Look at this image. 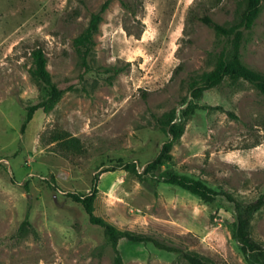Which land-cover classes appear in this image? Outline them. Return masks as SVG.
Returning <instances> with one entry per match:
<instances>
[{
  "label": "rangeland",
  "instance_id": "1",
  "mask_svg": "<svg viewBox=\"0 0 264 264\" xmlns=\"http://www.w3.org/2000/svg\"><path fill=\"white\" fill-rule=\"evenodd\" d=\"M110 1L85 64L76 39ZM126 4L127 6H124ZM247 0H0V264H114L103 228L70 193H89L99 176L95 214L124 231L213 259L248 264L233 238L236 208L139 172L168 136L164 114L197 104L162 172L174 171L248 204L264 194V96L250 83L227 80L195 102L192 78L215 69L227 40L198 18L240 24ZM41 49L63 96L51 112L32 77ZM233 52L230 46V54ZM242 61L264 74V4L244 31ZM80 141L68 150L59 133ZM28 219L29 225L23 226ZM264 245V209L252 223ZM123 264H187L151 243L121 239Z\"/></svg>",
  "mask_w": 264,
  "mask_h": 264
},
{
  "label": "trees",
  "instance_id": "2",
  "mask_svg": "<svg viewBox=\"0 0 264 264\" xmlns=\"http://www.w3.org/2000/svg\"><path fill=\"white\" fill-rule=\"evenodd\" d=\"M110 1L102 5L98 12L91 15L89 24L85 31L76 39L77 51L82 61L87 64L89 56L94 46V37L99 30L100 23L103 20V14L108 9ZM264 0H247V5L242 13L241 22L238 25L226 27L215 22L211 17L204 15L198 19L206 26L213 29L219 36L227 40L217 55V63L214 70L203 73L201 76L194 77L190 83V90L193 100L198 102L208 90L220 86L227 80H243L254 86L264 96V74L253 70L247 66L241 59V43L244 38L245 30H252L255 21L258 19ZM124 6H127L124 4ZM230 46L233 52L230 54ZM34 66L31 70L32 77L45 87V101L30 107L26 120L22 126L24 130L27 124L32 120L34 113L43 109L45 112H51L63 96L60 90L52 80L50 72L47 70V60L41 49H36L32 53ZM198 109L197 104H190L183 111L184 120L178 122L175 110L164 114L159 118L158 123L161 131L168 136L167 142L163 145L160 153L144 169L139 172L136 163L124 162L120 159V166L139 178L146 175H159V182L177 186L205 202H213L219 196L225 197L236 208L235 221L233 225V238L238 242L241 250L246 257L248 264H264V245L252 236V223L255 215L264 209V194L256 201L245 204L236 200L230 193L218 192L210 188L205 182L194 179L187 175H181L174 171L162 172L165 163L172 161V150L175 144L183 137L186 131V120L192 116ZM68 133H59L53 139V142L63 140L62 146L68 150L80 151V141L76 138H67ZM99 176L93 181L89 193H70L68 196L83 206L89 217L91 224L103 228L107 242L113 247L116 258L114 264H123L118 245L121 239H127L134 243H151L157 249L174 253L179 256L180 261L187 264H217L213 259L202 256L191 251H187L150 236L138 235L129 231L120 230L114 224H111L95 214L96 200L99 194ZM29 225L28 219L23 226Z\"/></svg>",
  "mask_w": 264,
  "mask_h": 264
}]
</instances>
